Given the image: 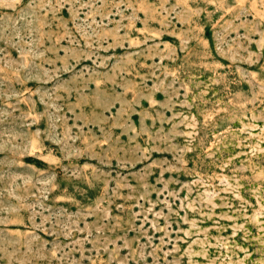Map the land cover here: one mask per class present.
Here are the masks:
<instances>
[{"label":"rangeland","instance_id":"rangeland-1","mask_svg":"<svg viewBox=\"0 0 264 264\" xmlns=\"http://www.w3.org/2000/svg\"><path fill=\"white\" fill-rule=\"evenodd\" d=\"M0 264H264V0H0Z\"/></svg>","mask_w":264,"mask_h":264}]
</instances>
